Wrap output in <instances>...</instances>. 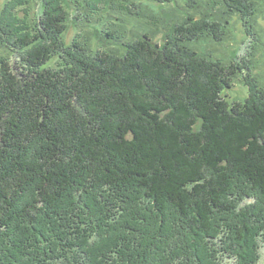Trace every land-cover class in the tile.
I'll list each match as a JSON object with an SVG mask.
<instances>
[{
	"label": "trees",
	"instance_id": "obj_1",
	"mask_svg": "<svg viewBox=\"0 0 264 264\" xmlns=\"http://www.w3.org/2000/svg\"><path fill=\"white\" fill-rule=\"evenodd\" d=\"M33 4L0 9L15 56L0 55V264H256L264 87L247 78L245 101L229 100L241 66L188 45L220 40L218 21L200 11L162 43L123 42L107 15L145 16L141 0ZM74 20L123 48L94 47L85 28L68 43Z\"/></svg>",
	"mask_w": 264,
	"mask_h": 264
},
{
	"label": "rangeland",
	"instance_id": "obj_2",
	"mask_svg": "<svg viewBox=\"0 0 264 264\" xmlns=\"http://www.w3.org/2000/svg\"><path fill=\"white\" fill-rule=\"evenodd\" d=\"M5 0H0V9ZM147 4L145 9H142V14L145 16H132L129 13L116 11V16L107 15V19L114 20L118 27H115L120 32L121 41L125 42L129 39H135L142 36V33L150 32L157 42H163L175 35V25L184 21L186 16L194 15L195 18L201 17L200 11L208 14L207 19L218 21L220 40H216L211 34H203L198 40L189 42L188 45L202 50L203 53L209 54L214 58L222 61L223 64L234 62L241 69L234 75V85L230 89H226L225 94L228 95L231 101H245L249 94V86L246 85V79H253L258 85L264 87V0H246L252 4V15L240 16L236 13H226L225 4L215 3V0H196L192 4L190 1L173 0L170 3L163 5L155 4L149 8V3L146 0H141ZM42 0H34V8L40 9ZM193 6H192V5ZM149 8V9H148ZM137 10L133 6V10ZM156 12L159 13L157 15ZM225 12V13H224ZM151 15H156L159 18H149ZM148 16V17H146ZM106 22V20H104ZM252 25H250V23ZM80 21L75 20L70 23V28L65 34V39L68 43L72 41L77 32L83 28L87 30L94 47L110 50H121L122 42L113 43L112 39L105 36V26L100 24V30L97 32L92 25L83 27ZM156 24V25H154ZM101 35V36H100ZM107 41V42H105ZM111 41V44H109ZM113 43V44H112ZM105 44H108L105 46ZM118 46V49H115ZM15 59V56L6 47L0 48V55ZM260 259L256 264H264V242L260 246ZM222 264H232L230 261H224Z\"/></svg>",
	"mask_w": 264,
	"mask_h": 264
}]
</instances>
